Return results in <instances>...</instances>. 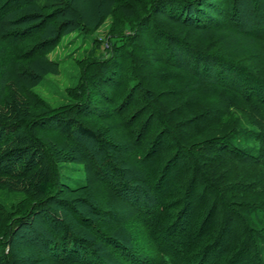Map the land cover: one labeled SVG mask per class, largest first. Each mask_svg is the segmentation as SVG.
<instances>
[{
	"label": "trees",
	"instance_id": "obj_1",
	"mask_svg": "<svg viewBox=\"0 0 264 264\" xmlns=\"http://www.w3.org/2000/svg\"><path fill=\"white\" fill-rule=\"evenodd\" d=\"M68 1L0 0V264H264V0Z\"/></svg>",
	"mask_w": 264,
	"mask_h": 264
},
{
	"label": "rangeland",
	"instance_id": "obj_2",
	"mask_svg": "<svg viewBox=\"0 0 264 264\" xmlns=\"http://www.w3.org/2000/svg\"><path fill=\"white\" fill-rule=\"evenodd\" d=\"M92 4V0H71L67 3L69 10L74 11L75 9H78V11L80 10L81 12H86V10L90 9L89 7L92 6ZM49 11L50 10H45L41 12L46 14L49 13ZM67 16L69 17V15ZM110 22L111 17H106L103 24L100 25L94 32L85 33L77 31L71 33L69 32L68 34L63 35L59 39L55 49L48 54L49 57L55 59L58 62V73H49L44 75L41 83L32 88V90L39 93L52 105H57L60 102L63 103V101H65L64 88L73 85L79 74V69L76 67L78 61H86L88 58L92 57L103 58L108 56V50L110 49V46L108 45L109 42L106 43V41L109 39L107 36ZM123 29L128 30V25L123 26ZM94 38H96L99 42L98 47H96V45L93 43ZM103 88L108 90V86H104ZM182 116H184V114H176V118ZM192 122L197 123V120H193ZM198 122L200 123V120H198ZM73 165L78 164L73 163ZM68 169L69 168H67V170ZM71 172L74 174L72 175ZM80 174L78 169H69V171L64 175L69 177L68 179H74L79 178ZM76 183L77 181H71V184ZM98 193H101V189H98Z\"/></svg>",
	"mask_w": 264,
	"mask_h": 264
}]
</instances>
